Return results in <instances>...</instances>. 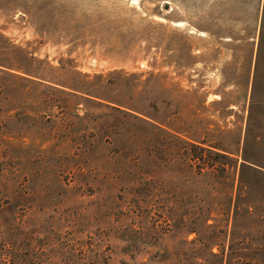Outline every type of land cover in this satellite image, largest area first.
I'll return each mask as SVG.
<instances>
[{
  "label": "rangeland",
  "instance_id": "rangeland-1",
  "mask_svg": "<svg viewBox=\"0 0 264 264\" xmlns=\"http://www.w3.org/2000/svg\"><path fill=\"white\" fill-rule=\"evenodd\" d=\"M80 249L264 264V0H0V264Z\"/></svg>",
  "mask_w": 264,
  "mask_h": 264
},
{
  "label": "trees",
  "instance_id": "trees-1",
  "mask_svg": "<svg viewBox=\"0 0 264 264\" xmlns=\"http://www.w3.org/2000/svg\"><path fill=\"white\" fill-rule=\"evenodd\" d=\"M255 97V90H252L251 94V104L253 106L256 102ZM205 144L202 142H197V144H190L191 151L194 152L189 154L188 161L197 164L199 171L204 170L205 172L218 174L220 172L222 176H229L232 174V169L235 171L237 167V161H233L228 155V152H225L217 147L213 146H204ZM214 158L224 159L225 163L216 162ZM244 162L240 164V166H247L249 168L255 169L256 166L254 163L247 161L245 158L243 159ZM248 163V164H247ZM252 164L253 166L249 165ZM233 171V172H234ZM36 257L37 256H33ZM9 259L10 261H14L17 256L10 257L8 254H0V263H4V259ZM72 264H90L89 261L94 258L87 254L84 250H77L76 255L73 257ZM21 260V258H20ZM23 260V259H22Z\"/></svg>",
  "mask_w": 264,
  "mask_h": 264
}]
</instances>
